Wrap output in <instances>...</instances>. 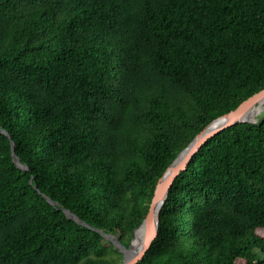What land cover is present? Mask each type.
<instances>
[{"label":"trees","instance_id":"1","mask_svg":"<svg viewBox=\"0 0 264 264\" xmlns=\"http://www.w3.org/2000/svg\"><path fill=\"white\" fill-rule=\"evenodd\" d=\"M262 90L264 0H0V264H123L106 236ZM138 264H264V119L203 146Z\"/></svg>","mask_w":264,"mask_h":264},{"label":"water","instance_id":"2","mask_svg":"<svg viewBox=\"0 0 264 264\" xmlns=\"http://www.w3.org/2000/svg\"><path fill=\"white\" fill-rule=\"evenodd\" d=\"M262 96H264V90L244 101L235 110L213 120L192 140V142H190V144L182 152L178 154L174 162L168 167L162 177L158 180L149 212L143 223L137 229H135L133 239L128 248L124 247L114 236H106L107 239L113 242L115 248H117L123 254V264H138L144 258L153 241L157 238L160 213L168 198L170 189L181 173L187 170L189 164L200 152L203 146L206 145L211 139L233 126L243 123L257 124L264 119V114L256 120L246 119L249 108ZM0 132L6 134V132L3 130H0ZM12 146L14 161L19 167L27 170V168L20 164L18 157L15 154L14 144H12ZM48 201L52 203L50 199H48ZM66 214L69 218L78 220V218L71 212L66 211ZM141 231L144 232L145 239L143 240L139 250H133V243L136 239L137 233Z\"/></svg>","mask_w":264,"mask_h":264},{"label":"bare ground","instance_id":"3","mask_svg":"<svg viewBox=\"0 0 264 264\" xmlns=\"http://www.w3.org/2000/svg\"><path fill=\"white\" fill-rule=\"evenodd\" d=\"M264 114V96H262L257 102H255L248 110L246 119L256 120ZM145 239L143 231L138 232L136 239L133 243V250H139L142 242Z\"/></svg>","mask_w":264,"mask_h":264}]
</instances>
